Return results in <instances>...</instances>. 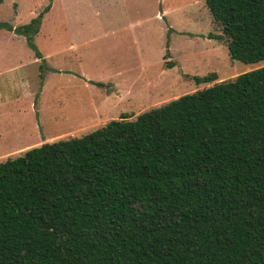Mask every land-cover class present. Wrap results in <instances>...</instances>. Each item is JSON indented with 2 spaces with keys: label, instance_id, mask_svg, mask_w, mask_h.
I'll return each mask as SVG.
<instances>
[{
  "label": "trees",
  "instance_id": "obj_1",
  "mask_svg": "<svg viewBox=\"0 0 264 264\" xmlns=\"http://www.w3.org/2000/svg\"><path fill=\"white\" fill-rule=\"evenodd\" d=\"M204 2L264 62V0ZM127 117L0 162V264H264V65Z\"/></svg>",
  "mask_w": 264,
  "mask_h": 264
},
{
  "label": "rangeland",
  "instance_id": "obj_2",
  "mask_svg": "<svg viewBox=\"0 0 264 264\" xmlns=\"http://www.w3.org/2000/svg\"><path fill=\"white\" fill-rule=\"evenodd\" d=\"M50 2L35 48L0 28V162L264 65L210 37L222 32L204 0H3L0 22L28 23Z\"/></svg>",
  "mask_w": 264,
  "mask_h": 264
},
{
  "label": "crops",
  "instance_id": "obj_3",
  "mask_svg": "<svg viewBox=\"0 0 264 264\" xmlns=\"http://www.w3.org/2000/svg\"><path fill=\"white\" fill-rule=\"evenodd\" d=\"M43 82V81H42ZM34 128H36V125L34 126ZM42 138L43 137H40V138H37V139H39V140H42ZM37 139L35 140V141H37ZM48 139H51V137H49ZM3 144L6 146L7 145V141L4 139L3 140ZM38 144H40L39 142H36V143H31V144H29L28 146H26V147H15L13 150H11V151H14V152H17V151H24V149L26 150V149H28V148H31V147H35V146H38ZM11 152H9V153H7V154H5V155H9Z\"/></svg>",
  "mask_w": 264,
  "mask_h": 264
}]
</instances>
